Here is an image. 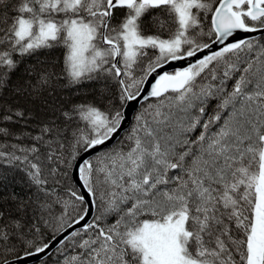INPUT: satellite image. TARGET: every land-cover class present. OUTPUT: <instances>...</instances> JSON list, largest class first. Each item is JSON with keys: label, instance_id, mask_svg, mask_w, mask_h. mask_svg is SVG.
<instances>
[{"label": "snow or ice", "instance_id": "1", "mask_svg": "<svg viewBox=\"0 0 264 264\" xmlns=\"http://www.w3.org/2000/svg\"><path fill=\"white\" fill-rule=\"evenodd\" d=\"M9 172L0 264H264V0H0Z\"/></svg>", "mask_w": 264, "mask_h": 264}, {"label": "trees", "instance_id": "2", "mask_svg": "<svg viewBox=\"0 0 264 264\" xmlns=\"http://www.w3.org/2000/svg\"><path fill=\"white\" fill-rule=\"evenodd\" d=\"M56 56L59 57L60 53H56ZM7 95V93H6ZM65 99L67 101L75 102L77 97L75 94H69V93H63ZM13 173H8V182L5 184H0V194H3L4 196H7L9 193H18L23 194L24 192V186L20 179L19 174L15 175V179L13 180ZM46 259V258H45ZM40 261L37 264H44V260Z\"/></svg>", "mask_w": 264, "mask_h": 264}, {"label": "water", "instance_id": "3", "mask_svg": "<svg viewBox=\"0 0 264 264\" xmlns=\"http://www.w3.org/2000/svg\"><path fill=\"white\" fill-rule=\"evenodd\" d=\"M243 35V34H241ZM180 64H175L172 65L171 67L166 68L165 70L167 71H172L174 68L180 67ZM137 111V109L135 107H133L132 109H130L129 111V119L131 120L132 118H134V114ZM127 127V126H126ZM46 257L42 256V255H36V256H32V257H21L22 260V264H37L40 261H42L43 259H45Z\"/></svg>", "mask_w": 264, "mask_h": 264}]
</instances>
